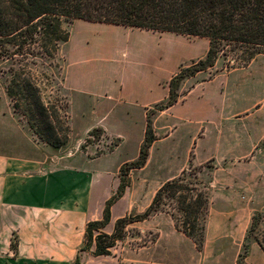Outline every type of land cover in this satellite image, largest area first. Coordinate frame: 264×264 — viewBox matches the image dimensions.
I'll return each mask as SVG.
<instances>
[{
	"label": "crops",
	"instance_id": "obj_1",
	"mask_svg": "<svg viewBox=\"0 0 264 264\" xmlns=\"http://www.w3.org/2000/svg\"><path fill=\"white\" fill-rule=\"evenodd\" d=\"M179 66L164 81L166 91L159 97L148 96L140 102L133 101L141 108L140 116L145 123L150 106L168 96L169 81ZM206 71L191 76L194 83L183 96L159 110L152 119L154 127L157 117L159 126L167 121L174 124L156 137L144 166L134 172L144 170L150 163L158 139L169 137L180 125V134L187 141L184 158L175 167L168 168L165 175L150 178V184L156 190L190 165L201 166L200 175L209 189L203 252L211 246L222 249L225 242L235 247L238 254L253 213L264 208V159L257 155L264 150V125L256 126L259 121H264V103L254 110H243L242 115L238 112L230 114L239 115L237 123L243 121L246 128L242 133L228 123L230 116L225 114V107L211 102L224 96L225 74L221 72L197 80L198 75ZM221 77L224 79L219 92L205 88ZM66 78L64 72L62 84L67 90ZM83 81L84 84L74 86L87 96L100 95L119 102L126 95L142 97L139 79H122L116 86L100 78L84 77ZM245 116L248 118L244 119ZM247 124L250 125L248 130ZM93 128H101L106 132V138L119 136L100 125H91L75 139L82 141ZM120 142L110 151L99 154H93L91 145L85 148H71L69 143L52 146L40 140L20 119L5 88L0 87V264H199L200 251L165 212L136 221L141 224L138 228L144 236L141 246L123 244L106 255L96 254L93 239L89 250L84 248L87 223L102 219L106 201L119 186V168L127 160H118L111 167L108 160ZM146 184L147 181L140 185L130 180L122 196L110 206V220L105 226L107 233L112 232L117 218L135 206L137 194L149 186ZM148 201L139 211L151 202ZM123 202L127 203V209L119 212L117 205ZM150 230L156 231L153 240H147ZM245 260L247 264H264V251L256 241L249 244Z\"/></svg>",
	"mask_w": 264,
	"mask_h": 264
},
{
	"label": "rangeland",
	"instance_id": "obj_2",
	"mask_svg": "<svg viewBox=\"0 0 264 264\" xmlns=\"http://www.w3.org/2000/svg\"><path fill=\"white\" fill-rule=\"evenodd\" d=\"M62 26L69 31V38L66 43L60 45L58 54L46 65L49 79L45 84L44 95L49 100L57 99L62 104L63 111H65L68 137L64 144L69 143L71 148L76 146L85 148V146L91 145L93 146V154H99L113 149L121 139L120 146L114 152L112 158H109L108 165L110 167L114 166L118 160L125 159L129 161L135 159L143 138L145 121L140 116L141 108L136 106L133 101L140 102L148 96L159 97L166 91V88L163 87L164 81L168 79L173 70L182 64L173 74L175 75L180 71V68L189 66L193 61L205 56L208 40L204 37L187 36L172 32H152L77 18L62 20ZM11 61L10 59H0V67L7 68ZM39 69H42L40 64ZM64 72L67 77V90L62 84ZM221 72L225 74L227 85L224 88V96L221 95L211 102L212 104L223 105L225 114L230 116L228 123L233 127H237L243 133L246 127H244L243 121L240 124L237 123L236 117L244 114L242 113L243 110L248 108L254 110L257 105L264 103V50L254 54L246 64L234 62L230 55L220 54L214 65L207 68L206 72L200 73L197 80ZM84 77L100 78L102 81L105 80V82L111 83V85L114 84V86L122 79H139V94L142 97L126 95L119 102L109 101L100 95L98 97L87 96L83 94V90H78L74 86L75 84L79 85L78 83L84 84ZM224 77L214 80L205 88L210 91L214 90V93H216L215 91L219 92ZM7 82L8 73H0V87L5 88ZM193 83L194 78L188 76H183L173 82V94L176 95L177 100L183 96L186 89L190 88ZM167 97L150 106L148 112H153L152 119L159 112L155 109ZM125 112H127V115H125ZM234 112L241 114L230 115ZM162 115L161 119L164 118V114ZM18 116L27 124L21 114L18 113ZM167 117L173 120L171 116ZM247 118L248 116H245L244 119ZM167 122H163L162 126H159V118L157 117L156 127L153 126L156 137L169 130L174 124L173 121ZM91 125L93 127L100 125L119 136L106 138V132L97 129L92 135L87 133L80 142L75 139V136L82 135L84 129ZM263 125L264 121L256 123L258 128ZM246 126L248 130L250 125L247 124ZM180 129L179 125L169 137L158 139L152 149L150 163L147 164L144 170L134 172L133 169L129 171V174L122 177L127 184L133 179L140 185L147 181L146 186H149L139 191L135 206L121 217L143 212L149 203L142 211H139V209L148 200V202L151 201L157 190H153L150 178L165 175L168 168L175 167L184 158L187 141L186 137L180 134ZM262 145H264V140H262ZM257 155L259 158L264 159V150L257 152ZM206 165L208 166L209 163H206ZM193 167L194 169H192ZM200 170H202L201 166H191L185 178L186 180H192L194 179L193 173L197 172V177L202 183L199 187L207 191L209 197V189L207 183L202 179V174L200 175ZM122 204L117 205L116 209L119 212L126 208L125 204L127 203L123 202ZM257 211H261L264 215V208ZM206 216L207 214L200 220L193 238L190 237L196 249L200 251L199 264H247L245 256L248 246L255 241L254 235H258L261 230H264V220H260L258 228L252 232H248L250 225L248 226L243 245L238 254L235 253V247L227 245L225 242L222 243V249L211 246L203 252L205 250ZM140 225L135 221L127 223L122 229L120 228L122 236L113 241V245L108 248L109 252L118 249L123 244L141 246L144 242V236L141 228H138ZM105 226L99 230H93L94 237L99 232L102 234L113 232L112 230L111 233H107L108 228ZM155 234V230L147 232V240H153ZM100 242L102 246H106L109 239L102 238ZM90 245L92 243L90 244L87 241L84 248L89 250Z\"/></svg>",
	"mask_w": 264,
	"mask_h": 264
},
{
	"label": "trees",
	"instance_id": "obj_3",
	"mask_svg": "<svg viewBox=\"0 0 264 264\" xmlns=\"http://www.w3.org/2000/svg\"><path fill=\"white\" fill-rule=\"evenodd\" d=\"M75 18L208 40L205 56L172 76L168 97L155 110L165 109L177 101L172 85L175 80L212 67L220 54L246 64L254 54L264 50V0H0V59L12 60L7 68L0 67V73H8L5 91L13 110L22 115L34 134L56 147L66 142L68 126L62 104L44 95L49 79L46 65L69 38L62 20ZM152 114L147 112L144 138L136 158L125 161L119 168L120 183L106 201L102 219L87 223L84 245L95 239L96 254H108V248L122 236L120 230L127 223L144 220L158 212L169 213L176 228L193 238L200 220L208 212V192L199 187L202 183L197 172L193 173L194 179L185 178L190 165L178 176L164 181L143 212L117 218L111 234L99 232L94 237L93 230L108 223L111 204L122 196L128 185L122 177L130 170L143 167L147 160L149 148L156 139ZM97 129L102 130L93 128L89 134ZM260 220H264L262 212H254L248 232L256 230ZM102 238L109 239L106 246L101 245ZM254 240L264 251V230L254 235Z\"/></svg>",
	"mask_w": 264,
	"mask_h": 264
}]
</instances>
